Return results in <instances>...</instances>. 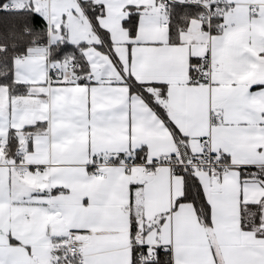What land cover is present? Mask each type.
I'll return each instance as SVG.
<instances>
[{
  "label": "snow or ice",
  "instance_id": "6c2138e0",
  "mask_svg": "<svg viewBox=\"0 0 264 264\" xmlns=\"http://www.w3.org/2000/svg\"><path fill=\"white\" fill-rule=\"evenodd\" d=\"M0 264H264V0H0Z\"/></svg>",
  "mask_w": 264,
  "mask_h": 264
}]
</instances>
